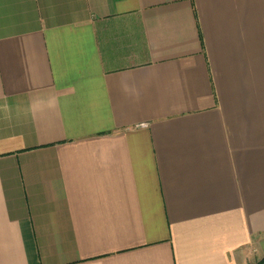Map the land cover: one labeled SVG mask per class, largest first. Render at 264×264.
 Listing matches in <instances>:
<instances>
[{"label": "crops", "instance_id": "0c3cea01", "mask_svg": "<svg viewBox=\"0 0 264 264\" xmlns=\"http://www.w3.org/2000/svg\"><path fill=\"white\" fill-rule=\"evenodd\" d=\"M264 257V0H0V264Z\"/></svg>", "mask_w": 264, "mask_h": 264}, {"label": "trees", "instance_id": "16d2710c", "mask_svg": "<svg viewBox=\"0 0 264 264\" xmlns=\"http://www.w3.org/2000/svg\"><path fill=\"white\" fill-rule=\"evenodd\" d=\"M256 264H264V257L263 259L259 260Z\"/></svg>", "mask_w": 264, "mask_h": 264}]
</instances>
